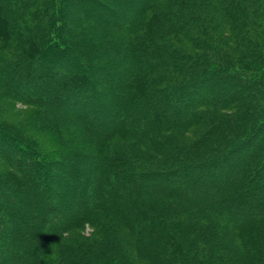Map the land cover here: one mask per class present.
<instances>
[{
	"label": "trees",
	"instance_id": "16d2710c",
	"mask_svg": "<svg viewBox=\"0 0 264 264\" xmlns=\"http://www.w3.org/2000/svg\"><path fill=\"white\" fill-rule=\"evenodd\" d=\"M85 1L0 0V264H264V0Z\"/></svg>",
	"mask_w": 264,
	"mask_h": 264
},
{
	"label": "rangeland",
	"instance_id": "374dc122",
	"mask_svg": "<svg viewBox=\"0 0 264 264\" xmlns=\"http://www.w3.org/2000/svg\"><path fill=\"white\" fill-rule=\"evenodd\" d=\"M75 2H78V0H74ZM80 2V1H79ZM78 2V4H80V6L79 5H77V7H75L74 9H75V14L76 15H78L79 14V16H82V14H83V9H85V7L87 6V4H86V1L85 0H82V2H80L79 3ZM18 4V3H17ZM12 5L14 6L15 5V2H12ZM159 8H164L165 6H166V3L165 2H163V1H160V2H158L157 4H156ZM88 7H90L91 8V5H88ZM20 10H21V8L17 5V11L18 12H20ZM97 12V11H96ZM99 12V11H98ZM134 13L132 12V11H119V19L120 20H122V21H124V23H128V21L129 20H131L132 19V17H134ZM102 16V15H101ZM109 16H111V15H109ZM88 18V17H87ZM110 18H112V17H109V19ZM82 19V18H81ZM91 21V23L92 22H95V19H92V20H90ZM65 23H67L68 24V22H67V20H65L64 21ZM69 26H72L73 27V29L74 30H76V32H84L85 31V33H87V35H92V36H94V37H100L101 35H100V30H103V29H106L107 27H105V25H104V23H102V24H100V23H98V22H96L95 24H93L92 23V25H91V27H87V25L85 24L84 25V22L82 21V20H79V18L78 19H76L74 22H73V20L70 22V25ZM1 27V26H0ZM107 30V29H106ZM104 31V30H103ZM69 34V33H68ZM107 33H102V36H104V35H106ZM222 34H224V33H222ZM225 35V34H224ZM69 37V36H68ZM73 38V39H72ZM70 39H72L71 40V42H72V47H73V49L76 51V52H78L79 50L81 51L82 50V47H83V45H82V41H83V39H82V37H81V35L79 34V33H77V35L75 36V35H72V36H70ZM185 49H186V47H184ZM91 51L88 53V55L89 56H91V57H89V59L90 58H96L97 60L96 61H98V60H100V58H103V57H105V61H106V63L105 64H100V66H101V69H102V71H105V70H107L111 65H116V66H119V65H121V64H124L126 61L123 59V57L122 56H119V55H117V54H107L106 53V51L105 50H103L102 49V47H93L92 49H90ZM187 50V49H186ZM103 51V52H102ZM88 52V51H87ZM13 67H15V66H13ZM115 69H118L117 67L115 68ZM115 71V73H117V70H114ZM63 74H64V72H63ZM4 75H5V73H4ZM99 77H101V75L99 76ZM4 78H6L5 76H2L1 75V73H0V79H2L3 81L5 80ZM101 80H104L105 81V84L107 85V86H110V87H112V86H114L115 85V81L113 80V79H111V78H105V79H103V78H101ZM1 85V84H0ZM103 88H105V87H103ZM105 90V89H104ZM218 94L219 93H222V88H220L219 87V89H218V92H217ZM207 99H209V97L207 98ZM8 104V105H7ZM6 104V102L4 101V102H0V105L1 106H3V105H5V106H7L8 107V110H6L7 112H11L12 114H13V118L14 117H16V120H14V121H17V122H15V123H17V124H20V125H23V127H25V130H24V133H26L27 135H30V136H32V137H34V138H36L37 139V141L39 142V145L40 146H42L43 148H52V146H55L56 147V142L52 139V138H50V137H48V136H44V135H41L42 134V132L41 131H39L41 134L39 135V134H36V135H33L32 133H31V131H30V129L32 128V122H31V120H32V118H33V112H35L36 110H35V108L34 107H30V106H27V105H25V104H22V103H20V102H16V103H14V104H11L10 102H8ZM56 104V110H57V112H55V114H53L52 116H53V118L56 120V119H59L60 118V116L59 115H61L62 116V114L61 113H64V114H68L69 116H72L73 114L71 113V110H68V107H66L64 104H62V105H59V103L57 102V103H55ZM9 105L10 106H13V108L12 107H9ZM2 109H5V108H2ZM223 113H225V114H230L231 113V110L230 109H228V110H226V111H223ZM72 118H74V121H76V122H78V123H80L81 124V121L80 120H78V118L77 117H75V116H73ZM46 134V133H45ZM141 147H143V146H140V148ZM75 149V148H74ZM149 149V147L147 146V150ZM145 150V149H144ZM93 151L91 152V154H90V156H92L93 157ZM241 157V156H240ZM89 162V161H88ZM64 164L66 165V163L64 162ZM64 164H61V165H58V166H55L53 169H54V173L55 174H59L60 172H62L63 171V169H64ZM85 170V169H84ZM87 170V169H86ZM85 170V171H86ZM88 170L89 171H86L87 173H88V176L90 177V179H91V181H92V173L90 172V169L88 168ZM211 172H214V171H210L209 173H211ZM188 175V174H187ZM214 175V177L213 178H215V174H213ZM95 176H96V173H95ZM221 175H218V177H220ZM167 179H160V181L161 180H163V181H167L168 180V178L169 177H166ZM93 179H94V176H93ZM172 179L173 180H176V182L178 181V182H181V183H184V181H185V178L184 177H182V176H180V177H175V176H173L172 177ZM211 179H212V177H211ZM224 180V178H221V181H223ZM159 181V182H160ZM75 187V186H74ZM87 192H84V194H86ZM86 229H85V234L87 233V232H90L91 230H90V228H88V227H85ZM76 235V233H74V232H71L70 234H69V242L71 241V239L74 237Z\"/></svg>",
	"mask_w": 264,
	"mask_h": 264
}]
</instances>
